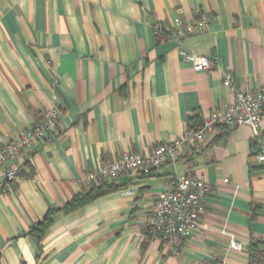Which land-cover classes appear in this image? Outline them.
Masks as SVG:
<instances>
[{
  "label": "crops",
  "instance_id": "crops-1",
  "mask_svg": "<svg viewBox=\"0 0 264 264\" xmlns=\"http://www.w3.org/2000/svg\"><path fill=\"white\" fill-rule=\"evenodd\" d=\"M201 12L209 23L180 43L152 32ZM189 54L216 62L194 71ZM225 70L238 88L264 85V0H0V148L53 94L60 110L56 132L15 158L18 177L0 192V264H247L249 243L264 241V113L257 139L248 126L221 127L175 163L122 173L113 191L62 210L99 162L169 143L226 106ZM174 175L211 186L207 227L177 253L149 229Z\"/></svg>",
  "mask_w": 264,
  "mask_h": 264
},
{
  "label": "built area",
  "instance_id": "built-area-1",
  "mask_svg": "<svg viewBox=\"0 0 264 264\" xmlns=\"http://www.w3.org/2000/svg\"><path fill=\"white\" fill-rule=\"evenodd\" d=\"M209 21L210 16L201 12L191 19L180 20L174 26L165 27L164 24L156 22L151 29L156 36L165 34L169 39L180 43L187 35L204 30ZM184 58L191 62L194 71L206 70L211 63L216 62V58L204 55L189 54ZM222 85L232 96L226 106L212 110L194 127L183 126L180 135L169 143L157 144L141 153L123 151L111 160L99 162L96 169L86 173V182L97 184L114 181L122 173L135 178L165 163L173 164L184 150L201 147L205 137L215 134L221 127L245 125L250 128L253 138L257 139L261 134L260 123L264 113V85L251 89L238 88L234 74L226 70L222 72ZM59 114L60 110L53 94L43 117L25 128L17 139L5 143L0 148V164L7 162L3 172L4 185L0 186V192L5 191L6 184L18 177L15 158L24 150L49 141L56 132ZM256 160L264 162V150L256 155ZM170 186L153 205L149 229L169 252L177 253L183 242L194 232L207 227L202 216L205 212L204 200L211 186L196 175H174Z\"/></svg>",
  "mask_w": 264,
  "mask_h": 264
},
{
  "label": "trees",
  "instance_id": "trees-1",
  "mask_svg": "<svg viewBox=\"0 0 264 264\" xmlns=\"http://www.w3.org/2000/svg\"><path fill=\"white\" fill-rule=\"evenodd\" d=\"M189 126H196L200 123H192ZM114 181H103L97 184H92L89 188L83 192L82 194L75 195L70 200H68L62 210L65 213L71 212L86 203L105 195L111 191H113L116 187L113 183ZM52 210H49L47 214L44 216L41 222L37 224L30 232L39 234L42 229L46 228L50 223V214ZM247 264H264V241H251L248 245V261Z\"/></svg>",
  "mask_w": 264,
  "mask_h": 264
}]
</instances>
